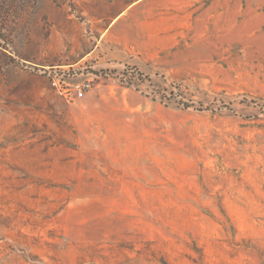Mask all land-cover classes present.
<instances>
[{"label":"rangeland","instance_id":"1","mask_svg":"<svg viewBox=\"0 0 264 264\" xmlns=\"http://www.w3.org/2000/svg\"><path fill=\"white\" fill-rule=\"evenodd\" d=\"M78 1L0 0V264H264V0H145L67 103Z\"/></svg>","mask_w":264,"mask_h":264},{"label":"crops","instance_id":"2","mask_svg":"<svg viewBox=\"0 0 264 264\" xmlns=\"http://www.w3.org/2000/svg\"><path fill=\"white\" fill-rule=\"evenodd\" d=\"M144 1L79 0L80 14L84 17V21L96 30L94 37L86 38L88 43L85 41L86 51L83 55H79V59L83 62L94 61L97 66H104L108 63L141 64L153 58L154 54L137 50L138 44L128 36V29L142 22V19L139 20L132 12ZM91 39L93 43L89 45ZM89 56H92L91 59H86Z\"/></svg>","mask_w":264,"mask_h":264},{"label":"built area","instance_id":"3","mask_svg":"<svg viewBox=\"0 0 264 264\" xmlns=\"http://www.w3.org/2000/svg\"><path fill=\"white\" fill-rule=\"evenodd\" d=\"M130 71L133 72V70ZM39 72L47 78L51 87L67 103L84 99L96 81L114 78L110 71L96 70L89 61L44 67Z\"/></svg>","mask_w":264,"mask_h":264},{"label":"trees","instance_id":"4","mask_svg":"<svg viewBox=\"0 0 264 264\" xmlns=\"http://www.w3.org/2000/svg\"><path fill=\"white\" fill-rule=\"evenodd\" d=\"M6 50V49H5ZM3 56L8 57L5 53H3Z\"/></svg>","mask_w":264,"mask_h":264}]
</instances>
